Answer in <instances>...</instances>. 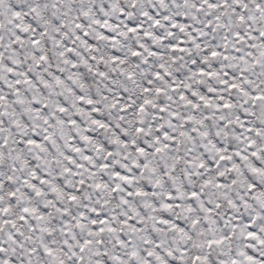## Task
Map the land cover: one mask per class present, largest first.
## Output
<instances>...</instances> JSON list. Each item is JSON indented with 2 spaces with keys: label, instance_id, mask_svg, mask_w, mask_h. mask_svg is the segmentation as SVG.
<instances>
[{
  "label": "snow or ice",
  "instance_id": "obj_1",
  "mask_svg": "<svg viewBox=\"0 0 264 264\" xmlns=\"http://www.w3.org/2000/svg\"><path fill=\"white\" fill-rule=\"evenodd\" d=\"M0 264H264V0H0Z\"/></svg>",
  "mask_w": 264,
  "mask_h": 264
}]
</instances>
